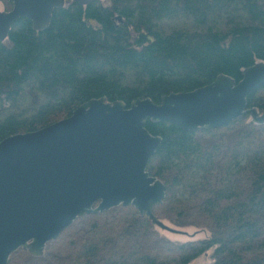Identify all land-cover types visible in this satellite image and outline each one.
Wrapping results in <instances>:
<instances>
[{
	"label": "trees",
	"instance_id": "16d2710c",
	"mask_svg": "<svg viewBox=\"0 0 264 264\" xmlns=\"http://www.w3.org/2000/svg\"><path fill=\"white\" fill-rule=\"evenodd\" d=\"M108 2H69L43 31L15 21L0 42V142L63 120L91 99L159 104L220 75L239 82L264 62V0ZM172 20L185 23L161 28ZM247 104L264 112V86ZM250 119L198 133L146 122L162 138L147 167L165 184L154 215L206 229L209 238L173 242L120 205L81 214L43 256L20 248L8 264H190L212 249L213 264H264V124Z\"/></svg>",
	"mask_w": 264,
	"mask_h": 264
},
{
	"label": "water",
	"instance_id": "95a60500",
	"mask_svg": "<svg viewBox=\"0 0 264 264\" xmlns=\"http://www.w3.org/2000/svg\"><path fill=\"white\" fill-rule=\"evenodd\" d=\"M0 10V42L16 20H30L36 31L49 27L66 0H10ZM99 0H73L87 6ZM121 21V17H116ZM264 86V62L243 71L237 82L220 75L194 91L171 93L159 104L150 98L127 105L106 97L91 99L71 116L36 131L0 142V264L20 248L44 255L81 214L133 206L162 230L177 232L153 213L166 197L165 184L147 167L162 138L147 120L168 122L186 132L228 127L249 113L264 124V112L248 109L247 97Z\"/></svg>",
	"mask_w": 264,
	"mask_h": 264
},
{
	"label": "rangeland",
	"instance_id": "374dc122",
	"mask_svg": "<svg viewBox=\"0 0 264 264\" xmlns=\"http://www.w3.org/2000/svg\"><path fill=\"white\" fill-rule=\"evenodd\" d=\"M73 0H67L66 4L72 2ZM101 2L105 5H108V0H101ZM13 7V3L10 0H0V10L1 11H10ZM185 22L182 20H172V21H164L161 24L162 29H170L172 27H177L179 25L184 24ZM251 120V119H250ZM164 222L169 225L171 228L177 230V232H169L166 230L158 229L157 230L161 233V235L165 236L169 240L173 242L185 243L189 241H196L201 239H207L210 237V232L206 229L198 228L195 226H187V227H179L172 224L168 220H164ZM213 253L214 249L208 251L207 253L203 254L198 259L194 260L190 264H213Z\"/></svg>",
	"mask_w": 264,
	"mask_h": 264
}]
</instances>
